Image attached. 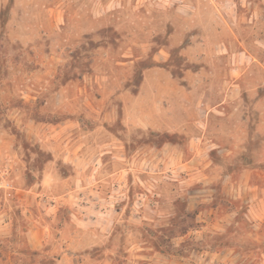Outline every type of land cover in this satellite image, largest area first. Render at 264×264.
<instances>
[{
	"label": "rangeland",
	"instance_id": "1",
	"mask_svg": "<svg viewBox=\"0 0 264 264\" xmlns=\"http://www.w3.org/2000/svg\"><path fill=\"white\" fill-rule=\"evenodd\" d=\"M4 1L0 264H54L47 250L28 247L26 214L39 212L26 196L62 194L41 182L47 170L71 172L65 149L92 131L96 139L124 130L107 88L118 81L117 93L137 92L163 45L170 47L162 64L181 75L189 66L181 50L194 37L205 42L196 40L203 48L190 68L227 65L233 86L191 95V119L178 130H137L118 158L106 152L109 177L113 161L128 169L118 195L88 201L89 212L114 214L110 264H264V0ZM18 21L26 42L17 40ZM221 93L230 105L212 110ZM201 101L216 104L211 115Z\"/></svg>",
	"mask_w": 264,
	"mask_h": 264
},
{
	"label": "crops",
	"instance_id": "2",
	"mask_svg": "<svg viewBox=\"0 0 264 264\" xmlns=\"http://www.w3.org/2000/svg\"><path fill=\"white\" fill-rule=\"evenodd\" d=\"M4 2V0H0V10ZM18 24L17 40L26 42L29 40L26 24L25 22L20 24V21ZM12 28L13 26L10 25V29ZM175 39L173 43L170 40L172 45H175ZM203 39L194 37L192 45L189 44L182 48L181 53L186 56L189 66L181 75H174L171 69L162 64L166 60V54L170 47L163 45L152 54V59L157 64L148 66L143 71L137 92L125 88L117 93L114 90L115 86L119 84L118 81L109 86L113 88H107V90L113 89V96L115 95L110 114L114 120L120 118L124 130L118 134L109 132L103 138L100 136L96 139L94 137L97 136V132L89 131L91 132L90 137H86L83 145L75 146L73 144L65 149L64 154L69 159L67 164L71 165V172L68 175H61L59 172L52 174L54 170L51 172L47 170L44 174L41 182L43 190L50 191L52 188L61 191L62 194L52 195V197L31 191L32 193L26 196L29 197L27 202L30 203V198L36 201L35 208L39 212L26 214L29 219V228L25 232V236L31 250H47L45 253L53 259L54 264H110V258L105 254V249L114 214H102L100 210L99 213H91L89 212L91 206L87 203L97 200L99 206L100 202H107L108 197H115L119 193L118 178L123 172H127L128 167L118 161H113L114 176L109 177L110 174L105 172L107 165L102 157L106 152L112 153L114 157L120 154L123 142L130 141L131 135L137 130L156 129L162 126L163 129L178 130L179 127H183L181 124L177 128V124L186 123L191 119L188 116L189 113L186 112L191 102V95L205 93L209 98L210 93L206 91L208 89L215 91L227 89L228 92L233 86V70L230 67L228 69L227 65L223 72H220L218 70L220 68L217 66H214L216 68L209 72L203 66L190 68L191 65L199 63L201 55H196V51L202 49L203 45H197L196 40H199V43H204L205 38ZM219 84L220 88L217 87ZM216 96L218 95L216 94ZM115 100H119L120 104H117ZM218 100L220 102L216 103L217 106H214L216 104L210 106L208 101H201L200 104L203 107H209L207 114L211 115L210 107L212 105L214 106L212 110H215L216 107H222L223 104L230 102L228 94L224 96L221 93ZM118 109H120V114ZM104 149L106 150L104 151ZM102 151L104 152L102 153ZM94 155L95 157L100 156L98 164H91ZM60 206L67 208L68 213H58Z\"/></svg>",
	"mask_w": 264,
	"mask_h": 264
}]
</instances>
